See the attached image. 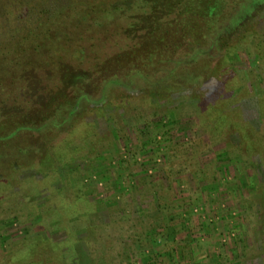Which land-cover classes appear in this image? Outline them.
<instances>
[{"label":"rangeland","instance_id":"374dc122","mask_svg":"<svg viewBox=\"0 0 264 264\" xmlns=\"http://www.w3.org/2000/svg\"><path fill=\"white\" fill-rule=\"evenodd\" d=\"M150 10L0 0V59L41 46L0 74V137L28 126L0 139V264H264V6L195 89L105 86L161 15ZM74 74L83 81L64 85ZM77 88L87 96L70 125L31 127Z\"/></svg>","mask_w":264,"mask_h":264},{"label":"trees","instance_id":"16d2710c","mask_svg":"<svg viewBox=\"0 0 264 264\" xmlns=\"http://www.w3.org/2000/svg\"><path fill=\"white\" fill-rule=\"evenodd\" d=\"M144 4L146 7L150 6L151 14L161 10V15L158 17L152 15V20L146 21L145 30H148L146 39L142 38L144 41L141 39L136 49L125 53L113 62L110 69H115L114 72L108 68L109 73L103 75V80L106 81L105 86H118L123 82H129L128 79L131 78L133 81H144L143 87L151 86L152 89H150H157L156 92L162 90L182 92L187 88L195 89L198 80L205 76L204 72L207 70L211 72L209 67L211 56L225 50L241 28L256 21L261 15L260 8L264 6V0H233L227 2L228 6L223 0H166L162 6L158 5V1L144 0ZM179 8L184 12L182 11L180 16L166 23L167 18L163 17H169L170 13H174ZM184 15L187 17L184 18ZM192 17L194 22L191 25L186 24V20ZM37 29L38 27L32 28L26 32L25 36L31 37L28 42L31 41ZM40 47H35V44L29 45V43L24 46L17 45L13 55L7 59L4 57L0 59V74L5 69L17 70L21 66L22 60L16 58V55L32 52ZM122 64H126L123 66L124 71L120 69ZM197 72L201 75L194 77ZM78 80L83 81V77L75 74L72 77L66 76L64 85L74 83L76 87L80 82ZM81 90L77 88L74 91L75 103L63 109H55L47 125L40 123L39 127H36L37 125L31 127L37 130L45 127L63 128L67 120V124L70 125L71 115H76V107L82 104L87 96V93ZM24 129H28V126L13 128L12 133L8 132L9 135H7L6 132V135L1 136L0 139L9 138L11 141Z\"/></svg>","mask_w":264,"mask_h":264}]
</instances>
